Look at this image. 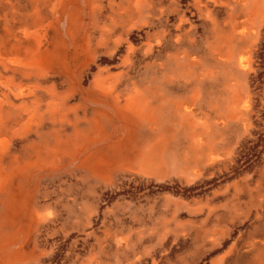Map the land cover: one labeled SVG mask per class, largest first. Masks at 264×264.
<instances>
[{"label":"rangeland","instance_id":"1","mask_svg":"<svg viewBox=\"0 0 264 264\" xmlns=\"http://www.w3.org/2000/svg\"><path fill=\"white\" fill-rule=\"evenodd\" d=\"M0 264H264V0H0Z\"/></svg>","mask_w":264,"mask_h":264}]
</instances>
